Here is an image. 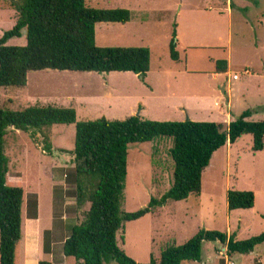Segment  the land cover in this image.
Segmentation results:
<instances>
[{"label": "rangeland", "instance_id": "rangeland-1", "mask_svg": "<svg viewBox=\"0 0 264 264\" xmlns=\"http://www.w3.org/2000/svg\"><path fill=\"white\" fill-rule=\"evenodd\" d=\"M2 3L14 13H0V37L15 23L12 18H16L13 0H2ZM86 4L130 11V19L126 22L96 23L95 44L147 47L150 51L149 80L157 76L159 69L190 72L186 77L189 87L207 92L210 110H213L195 121L225 123V111L232 113L234 119L247 109L251 110L247 119L264 120V0H86ZM225 6L231 9V16ZM173 31H176L175 40L178 38L175 43L177 60L170 58L168 49ZM24 43V32L21 37L6 42L7 45ZM219 59L229 60L228 72L212 77L214 63ZM233 74H237L238 79H232ZM140 84V77L129 72L43 69L29 72L27 85L23 87L0 86V105L18 111L28 105L26 101L31 99L33 92L42 91V99L55 102L59 107H69L65 94L68 92L81 98L82 104H77V120L120 119L112 115L117 108L137 115L136 106L142 95L138 90ZM108 95L114 99L108 100ZM214 101L218 106H213ZM74 134V124H53L43 127L41 133L35 132L34 138L14 129H9L5 135L6 182L23 189L22 224L25 217L31 215L30 204L36 193L42 227L47 226L50 216L56 219L65 213L72 219L59 237L68 235L70 225L81 220L88 203L77 206L73 158L68 157L60 168H54L40 147L44 145L43 139L48 138L54 145L73 151ZM171 144V139L166 137L129 144L122 212L135 211L147 205L150 197L159 198L169 189L173 170L169 155ZM251 147V135L244 134L234 143L217 149L202 173L199 195L190 194L180 201L168 200L143 217L123 221L116 235L118 246L136 262L147 263L149 253L158 257L162 245L167 242L183 244L200 228L228 234L235 232L236 240L264 232V145L260 151H252ZM51 176L64 178V187L56 185L53 188L50 210ZM228 189L252 191L253 207L229 211ZM42 236L44 245L48 242L47 231L43 230ZM224 248L220 242L204 241L199 261L188 260L181 264H215L209 259L217 256L221 264H264V242L249 254L234 253L231 257L226 255ZM57 253L51 264H73L72 257L63 258ZM18 256L16 264H19Z\"/></svg>", "mask_w": 264, "mask_h": 264}, {"label": "trees", "instance_id": "trees-1", "mask_svg": "<svg viewBox=\"0 0 264 264\" xmlns=\"http://www.w3.org/2000/svg\"><path fill=\"white\" fill-rule=\"evenodd\" d=\"M16 10L14 25L0 37V86L23 87L27 73L43 69L93 71L108 73L130 71L140 78L150 65V51L143 46H98L95 24L126 22V8H95L86 0H13ZM25 36L23 45H7L10 38ZM175 31L168 49L170 58L178 59ZM216 70L225 72L227 62L219 59ZM251 110L242 111L228 123L215 121H159L143 119L138 114L123 119L99 117L79 121L71 107L29 105L11 111L0 105V264H14L15 247L22 237L21 204L23 189L6 182L8 157L5 135L9 129L25 131L34 138L43 127L74 124L73 169L77 191L76 203H88L81 220L74 224L63 242L62 253L73 257L75 264H181L199 261L204 241H217L225 253L249 254L264 242V232L236 240L235 232L200 228L183 244L167 242L159 256L149 253L147 263H138L117 244V231L123 221L136 220L168 200L180 201L190 194L199 195L204 169L212 154L225 144L234 143L244 134L251 135L252 151L263 149L264 120H249ZM47 137V136H46ZM171 139L169 155L173 162L169 189L159 198L150 197L147 205L130 212L120 210L126 177L129 144L155 138ZM45 145L48 138L43 139ZM48 147V146H47ZM229 211L254 205L250 190L228 189ZM30 217L36 216V198L31 201ZM43 250L49 246L44 243ZM39 264H49L41 260Z\"/></svg>", "mask_w": 264, "mask_h": 264}, {"label": "crops", "instance_id": "crops-1", "mask_svg": "<svg viewBox=\"0 0 264 264\" xmlns=\"http://www.w3.org/2000/svg\"><path fill=\"white\" fill-rule=\"evenodd\" d=\"M220 5H224V4H220ZM218 9L220 8L218 7ZM224 9H226L228 14H230L231 16V12H230L231 9L227 8L226 6L224 7ZM1 12L14 13V10L11 9V7H9L8 5L3 4L2 0H0V13ZM15 19L12 18L13 21H15ZM177 41L178 38H176L175 43ZM225 60L227 62L226 71L225 72L217 71L214 63V68L211 73L212 77H217L221 74L228 72L229 60L228 59ZM121 72L133 73L130 71H121ZM149 73H151L150 65H149V70L145 73V76L143 78H140L141 84L138 85V90L142 95L139 98L140 101L138 100L139 104L136 106L137 108L136 114H138L141 118L143 119L149 118L151 120H159V121H166V120L182 121L185 120V118L190 120H201L205 115L211 114V111L213 112V110H210L211 101L209 99V95H206L207 92L205 91L206 93H203V90L194 87H189V83L186 82L187 79L186 77L190 73L189 71L159 69L157 76H153L151 80L148 79ZM248 73L249 72H247L246 74ZM28 74L29 72L27 73V75ZM183 77L185 78L183 79ZM235 79H238V77ZM25 85H27V79ZM32 94L33 95L31 96V99H27L26 101L28 103L27 106L34 104L57 106V103L55 102L53 103L52 101H48L47 99H42L43 96L41 95L42 91L33 92ZM65 94H66V99L69 101L67 106L73 108L76 111V116H78L77 104L78 105L82 104V102L80 101L81 98L72 95L68 92H66ZM107 99L113 100L114 97L112 95H108ZM226 101L227 103H229L230 99L227 98ZM213 106H218V103L214 101ZM61 107H63V105H61ZM134 113H132V111L130 113L129 111L127 112L125 110L117 108L112 115L117 116L120 119H123L125 117H123L122 114H129L130 116L131 114L134 115ZM224 114L225 117L227 118V122L225 123H228L230 120H232L233 118L232 113H228L227 111H225ZM15 130L18 131L17 129H14V131ZM45 144L46 143L44 142V145L40 147V151L49 156L51 165H53L54 168L55 167L60 168L61 164H63L64 161L69 159L68 157H70L71 159L73 158L72 151H66L64 146H56L53 144V142L50 139H48V144L47 145ZM56 185H59L60 187L63 185L64 187V178L62 177L54 178L53 176L50 177V193H49L50 210L54 197L52 190ZM34 195L36 197V216L35 217L26 216L25 219L23 220L22 237L15 247L14 264H16L17 262L18 252H19V256H18L19 264H39V261L43 259L47 261L49 264H51L52 261L55 260L54 256H55V252L57 251H58L57 253L58 256L61 255L63 258L66 257L62 253V245L64 240L69 234L68 235L64 234L61 237H59L58 235L66 227V225H69L70 222H72V219L67 218L65 213H62L61 216H59L56 219L50 216L49 223L47 224V226L42 227L40 223V219L38 217V209H37V207L39 208L38 196L36 193H34ZM151 211H154V208ZM21 214L23 213L21 212ZM74 224L76 223H72V225H70V229ZM43 230L47 231L48 242L47 243L45 242V244L49 246V250L47 252L43 250V236H42ZM57 245H59L58 248ZM217 257H215L217 262L215 261V259L212 258L209 259V261L214 262L215 264H221L219 263L220 261L217 260L218 259ZM73 264H75V261L73 262Z\"/></svg>", "mask_w": 264, "mask_h": 264}, {"label": "built area", "instance_id": "built-area-1", "mask_svg": "<svg viewBox=\"0 0 264 264\" xmlns=\"http://www.w3.org/2000/svg\"><path fill=\"white\" fill-rule=\"evenodd\" d=\"M244 72H246V73H247V72H248V70H246V69H245V70H244ZM237 77H238V75H237V74H233V75H232V78H233V79H235V78H237Z\"/></svg>", "mask_w": 264, "mask_h": 264}]
</instances>
